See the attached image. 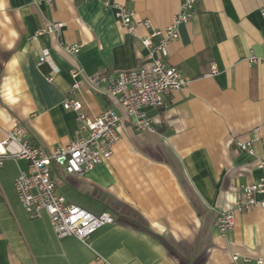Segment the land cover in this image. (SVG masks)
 I'll list each match as a JSON object with an SVG mask.
<instances>
[{"label": "crops", "instance_id": "obj_1", "mask_svg": "<svg viewBox=\"0 0 264 264\" xmlns=\"http://www.w3.org/2000/svg\"><path fill=\"white\" fill-rule=\"evenodd\" d=\"M105 0H0V142L17 124L48 153L76 137V113L63 103L72 67L98 75L130 70L149 59L141 38L117 21ZM134 9L155 28L170 25L185 0H110ZM62 22L59 37L46 31ZM168 63L188 84L173 90L163 108H147L157 132H136L126 120L112 158L82 176L53 165L58 193L95 214L104 225L85 242L58 238L43 211L30 218L14 179L25 159L0 166V264H238L264 262V211L237 212L224 238L215 226L221 211L245 196L240 188L264 173V0H201ZM82 44L77 56L62 44ZM46 56L47 61L40 63ZM214 63L217 72L211 73ZM53 75L52 81L48 77ZM77 97L91 118L115 98L84 83ZM253 141L255 155L235 141ZM15 146V145H14ZM262 199V194H257Z\"/></svg>", "mask_w": 264, "mask_h": 264}, {"label": "built area", "instance_id": "obj_2", "mask_svg": "<svg viewBox=\"0 0 264 264\" xmlns=\"http://www.w3.org/2000/svg\"><path fill=\"white\" fill-rule=\"evenodd\" d=\"M201 0H185L172 23L165 28L153 27L149 19L136 18L134 9L126 7L117 1L105 0L104 6L112 8L117 21L131 34L138 28L149 30L148 35L141 38V43L149 52V59L130 70H118L104 74H88L83 68L70 69L73 83L68 91L63 106L76 113L78 127L76 137L65 146H59L48 153L43 147L33 145L28 138L27 127L15 125L6 132L0 142V166L12 158L28 161V171H20L14 179V186L19 200L30 218H38L44 211L50 219L53 230L58 238L74 236L85 242L99 228L114 223L111 214L103 212L95 214L75 203L70 202L64 195L58 193L53 179V165L60 166L67 174L82 176L93 170L98 164L110 160L114 148L121 140L119 129L123 120L138 133L157 132V122L148 116L147 108H163L166 98L173 90H178L188 84V79L176 67L168 63L169 46L179 38V25L188 23L193 17ZM64 24L52 22L46 31L62 35ZM64 51L77 56L82 44L61 43ZM46 56L40 58V63L47 61ZM250 64L264 63V57L252 56ZM217 68L211 64V73ZM54 76L48 77L52 81ZM84 83L95 91L108 97L115 98L121 113L114 107H108L102 113L91 118L84 111V105L77 94ZM239 149L255 155L253 141L236 140ZM15 145V146H14ZM260 166H264V159ZM244 200L238 199L235 206L221 211L215 221L219 233L228 238L235 227L237 212H251L256 208L264 211V173L259 180L252 184L240 186ZM262 194V199H257ZM239 256L233 254L229 264H238ZM101 264H110L99 257ZM258 264H264L262 259Z\"/></svg>", "mask_w": 264, "mask_h": 264}]
</instances>
